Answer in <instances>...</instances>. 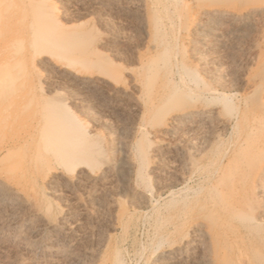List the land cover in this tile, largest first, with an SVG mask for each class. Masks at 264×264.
<instances>
[{
  "label": "bare ground",
  "instance_id": "6f19581e",
  "mask_svg": "<svg viewBox=\"0 0 264 264\" xmlns=\"http://www.w3.org/2000/svg\"><path fill=\"white\" fill-rule=\"evenodd\" d=\"M115 1L0 0V241L27 231L44 236L48 242L34 245L51 260L125 264L109 233L85 246L74 215L103 210L109 226L127 229L137 209H153L164 188L198 170L207 187L159 212L149 264H264V32L258 71L245 79L250 90L235 112L199 67L201 48L246 35L264 15V0H122L140 22L129 61L119 50L103 53L105 37L68 13L112 10ZM178 46L190 63L173 54ZM41 70L85 91L91 105L125 113V121L114 129L102 119L114 134L101 136ZM226 128L236 133L231 147L208 160ZM184 129L208 134L183 145ZM159 172L173 182L158 185ZM60 194L72 207L58 204Z\"/></svg>",
  "mask_w": 264,
  "mask_h": 264
},
{
  "label": "rangeland",
  "instance_id": "374dc122",
  "mask_svg": "<svg viewBox=\"0 0 264 264\" xmlns=\"http://www.w3.org/2000/svg\"><path fill=\"white\" fill-rule=\"evenodd\" d=\"M50 1L58 5L56 0ZM115 2L116 3L112 7V10L107 9V11L104 10L103 12L101 10H94L89 11V13L85 11L82 12L81 10L78 12L75 9L71 10V8L68 10V13L70 12L69 14L72 13L73 15L74 13L75 15L78 13L77 15H80L82 20H88V25L92 26L93 24L95 30L97 28L98 31H96L105 37L106 42L103 44V46H101L103 53H112V51L114 53L115 50H119L120 55H118V58L123 61H129L131 52L139 45L140 32L138 31V26L140 22L137 20L139 18L133 14L132 9L130 10L126 8V11L122 0H116ZM263 32L264 15L257 19L256 23L251 27V30L246 35L239 38H224L223 41L225 43L223 41L221 42L212 40L209 43L210 45H207L206 47L204 46L199 52L202 60L199 67L201 66L205 68L204 76L207 81L219 91L228 95L229 99H231L232 102H230L228 107V111L230 112H235L242 106L241 98L250 90L249 86L245 83V79L251 77L258 71V56L260 49L263 47L261 42ZM171 38L172 40L176 39L175 30L174 33H172ZM172 52L177 58L183 57L185 58L184 60L186 62L188 61V63H190V58L188 56L189 54L186 49L178 46L174 47ZM40 77L46 82L47 85H52L51 87L60 90L61 93H59L61 95H58L67 98V102H70L69 105L71 108L73 107V110L81 112L84 116L86 115L88 118L87 122L91 121L92 119V121L97 124L98 128L100 127V135L103 133L101 136L113 135L114 133H112V131L115 129L113 127L114 123L123 120L125 121V118L127 117L125 113L122 112V114L114 108L111 109L110 104L108 103H104L102 106L97 105V107L94 104L91 105L88 99V94L85 91L73 88L68 82L55 75V73H50L47 70H41ZM102 119H107V121L109 120V122H112L113 125L108 126L113 127L114 129H108L109 127L103 126L104 123ZM105 128L106 131L104 130ZM203 134L204 137H207L208 131H203ZM203 134L199 130L184 129L183 133L178 137L177 142L183 145H190L194 142L199 145L201 136ZM235 136L236 133L232 128L221 130L220 142L219 146L217 147L218 149L215 148L208 154V160H218L221 156V152L226 148L231 147ZM172 176V174L159 172L156 175L158 185L163 186L166 183H171V180L173 182L174 177ZM207 185L208 182L206 181V177L200 174L198 170L192 174H186L184 178L176 182L174 186H168L164 188L162 194H160L158 197H155L154 210L151 208L137 209L133 215L132 223L127 229L121 226H117L116 228L109 226V222H107V220L109 221V217L107 216L108 213H104L103 210L96 211L97 209H90V211L95 210L96 212L94 211L93 213L92 211L93 214L90 212L91 214L89 213L87 216L76 213L74 218L76 221L79 220L80 222V224L76 227L77 234L81 235L82 233V235H84L85 240L83 243L85 246L94 247L95 242L93 241H95L96 238H100V235L103 236L104 234L109 233L115 238L117 250L125 264H149L148 250L149 247L157 240V227L159 223L156 221L159 222L162 220L159 217V212L164 211L166 205L175 202V200H177L179 197L185 196L184 198H190L196 193L202 192L207 187ZM63 195H59L58 201L53 200L54 203L57 204L58 202L61 207L63 205V207L71 206L72 203L70 202V195ZM120 203L122 205H127L125 200L122 198L119 204ZM100 211L103 212H101L102 215L100 214ZM107 211L105 209V212ZM90 220H92L91 224H89ZM91 230L93 238L91 235ZM25 233L26 236L27 231ZM28 235L29 237H27ZM28 235L26 237L23 235L24 238L19 236V239H15L14 241L10 242L8 240L1 239L0 264H93L91 260L85 256H81L80 260H75L74 262L70 260L68 261L65 258L59 259L57 261H54L53 259L51 260V258H49L50 256L46 254L47 252L43 251V248L39 244L34 245L41 240H45L44 236H31L30 233ZM27 238L30 239L28 240ZM32 240L36 243H32ZM28 242H31L30 244L32 245H28Z\"/></svg>",
  "mask_w": 264,
  "mask_h": 264
}]
</instances>
